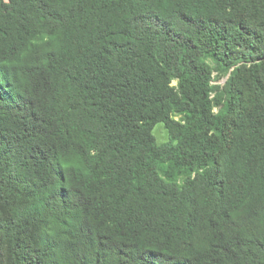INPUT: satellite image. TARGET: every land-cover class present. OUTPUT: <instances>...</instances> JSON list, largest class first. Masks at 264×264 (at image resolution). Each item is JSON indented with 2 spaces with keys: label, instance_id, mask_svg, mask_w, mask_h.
Segmentation results:
<instances>
[{
  "label": "trees",
  "instance_id": "1",
  "mask_svg": "<svg viewBox=\"0 0 264 264\" xmlns=\"http://www.w3.org/2000/svg\"><path fill=\"white\" fill-rule=\"evenodd\" d=\"M0 264H264V0H0Z\"/></svg>",
  "mask_w": 264,
  "mask_h": 264
},
{
  "label": "rangeland",
  "instance_id": "2",
  "mask_svg": "<svg viewBox=\"0 0 264 264\" xmlns=\"http://www.w3.org/2000/svg\"><path fill=\"white\" fill-rule=\"evenodd\" d=\"M153 135L157 144H162L167 140L166 131L162 124H158L157 126H155V128L153 129Z\"/></svg>",
  "mask_w": 264,
  "mask_h": 264
}]
</instances>
